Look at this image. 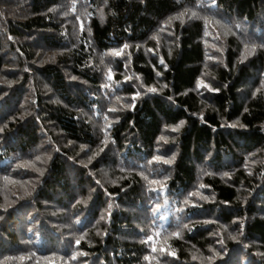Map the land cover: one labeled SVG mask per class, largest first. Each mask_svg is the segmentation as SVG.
Listing matches in <instances>:
<instances>
[{
  "label": "trees",
  "instance_id": "1",
  "mask_svg": "<svg viewBox=\"0 0 264 264\" xmlns=\"http://www.w3.org/2000/svg\"><path fill=\"white\" fill-rule=\"evenodd\" d=\"M216 3L0 0V264H264V0Z\"/></svg>",
  "mask_w": 264,
  "mask_h": 264
},
{
  "label": "snow or ice",
  "instance_id": "2",
  "mask_svg": "<svg viewBox=\"0 0 264 264\" xmlns=\"http://www.w3.org/2000/svg\"><path fill=\"white\" fill-rule=\"evenodd\" d=\"M211 6L212 7H218V5H217V3H216V0H211ZM75 10H76V8H75V4H73V6H72V11L73 12H75ZM189 11H191L190 9H184V11H182V12H180L177 16H175V17H173L174 19H179V20H181V21H183V18L185 17V15L189 12ZM83 15H87V12H86V10L82 13ZM64 15L65 16H67L68 15V13L67 12H65L64 13ZM197 16V13L195 12V11H191V16L189 17V18H191V17H196ZM101 17H103V12H101ZM77 19H79V18H77ZM207 18H205V20H206ZM237 27H239V25H237ZM80 29H81V31H83V22L81 21V23H80ZM130 46L128 45V44H123L122 45V47L120 48V49H112L111 50V54H113V55H115V56H117V57H120V56H122L123 54H124V49H127V48H129ZM260 47L261 48H264V44H261L260 45ZM244 48H245V50L246 51H248V49H249V45L248 44H245L244 45ZM256 49H257V45L256 44H252L251 45V52H250V54L251 55H254L255 54V52H256ZM101 63H103V58H101ZM161 63L163 64L164 63V61L163 60H161ZM114 77V74L112 73V69L109 67L108 68V78L111 80L112 78ZM72 79H76V77H72ZM126 80H128V79H131V77H126L125 78ZM105 87H109L110 85H104ZM199 86L200 87H208V88H211V85H205V83H204V81L203 80H200L199 81ZM165 87H166V85H165ZM225 87H227L226 85H225ZM212 91H215V92H219V89H211ZM158 90H157V88L156 87H148L147 88V92H150V93H155V92H157ZM256 92L257 93H259V92H261V89H256ZM141 95V93H140V91H136L135 93H134V96H133V100H135V98H137V97H139ZM117 99H120L119 97H117ZM133 108H134V104H133V106H132ZM110 111H116V109H110ZM245 111H247V109H245ZM184 124V121L183 120H181L180 122H179V124L176 126V128H175V130H179V127L180 126H182ZM232 127H236L237 125L236 124H233V125H231ZM4 131V128L3 127H0V132H3ZM37 159H39V157H37ZM154 160H156V161H160L161 159H162V157H159V156H156V157H154L153 158ZM173 159H174V157H173ZM165 163H169V164H171L172 163V160H168V161H165ZM41 175H43V172H41ZM141 175H143V173H141ZM225 175H228L227 173H225ZM151 183H159V181H155V180H153V181H151ZM161 189H156V191H160ZM163 190L166 192V190H167V185H164L163 186ZM193 195H195V193L193 194ZM185 203H188V201H185ZM245 203H246V201H245ZM193 207H196L197 205H192ZM109 207H111V205H109ZM159 207H160V205L159 204H157L156 205V210H158L159 209ZM111 215V213H109V216ZM4 218L2 217V216H0V220H3ZM233 223H235V221H233ZM188 226L187 225H184V228H187ZM240 228L242 229L243 228V224L241 223L240 224ZM107 233H105V235H106ZM240 234L241 235H243V232H242V230H241V232H240ZM173 235H176V236H179L180 235V233L179 232H175V233H173ZM82 238V237H81ZM237 237L235 236V235H233V236H231V239H233V240H235ZM153 239V237L152 236H148L147 237V240L148 241H151ZM80 239H77L76 241H75V243L77 244V245H79L80 244ZM218 243H220V244H223V240H220V241H218ZM213 251L215 252V249H213ZM79 255H81V253H73V255H72V259H76L77 258V256H79ZM82 255H84V256H87L88 255V253H82ZM171 255H173V256H176L177 254H176V252H172L171 253ZM221 255V253H219V252H216V256L217 257H219ZM261 255H264V254H261ZM193 259H196V257H193ZM207 259L209 260V261H211L212 259H213V257H207Z\"/></svg>",
  "mask_w": 264,
  "mask_h": 264
}]
</instances>
